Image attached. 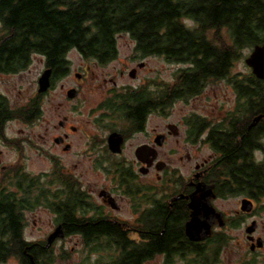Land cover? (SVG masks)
I'll return each instance as SVG.
<instances>
[{
    "label": "flooded vegetation",
    "instance_id": "obj_1",
    "mask_svg": "<svg viewBox=\"0 0 264 264\" xmlns=\"http://www.w3.org/2000/svg\"><path fill=\"white\" fill-rule=\"evenodd\" d=\"M115 39L117 51L112 59L80 54L84 62L81 72L74 74L81 84L66 90L67 95L69 89H76L77 98L92 86L103 89L89 110L98 129L91 126L96 130L85 132L87 165L64 162L62 154L74 150L71 135L77 133V126L59 114L61 132L47 141L60 148V154L46 152L52 159L49 172H29L26 145L41 146L14 123L33 127L42 117L45 93L36 91L18 104L0 90L12 109L38 98L42 101L39 115L5 119L0 129L1 145L17 151L16 158L6 162L0 148V190L14 193L21 201V229L27 243L25 260L10 259L20 264H264V222L259 219L264 216V181L258 190L247 185L249 169L264 170V113L254 107L249 110L248 104L260 94L262 85L248 84L249 73L254 75L248 66L249 72L239 67L243 53L229 61L222 75L201 77L188 62H169L162 54L141 55L131 38L132 52L124 62L134 66L112 77L90 63L100 68L119 59ZM153 59H160L162 65L149 68ZM167 63L176 66L168 70ZM143 69H149V74L138 85L118 84L115 78H135ZM71 71L69 65L56 81L51 72L48 90ZM135 91L143 99H133ZM254 111L259 113L254 115ZM250 175L257 179L254 171ZM201 190L208 196L213 221L209 233L199 238L201 231L189 235L188 223L192 195ZM42 211L49 213L46 235L29 240L24 233L30 217L38 226ZM194 226L204 231L206 225L200 221ZM165 229L178 234L174 243L152 250V243ZM57 231L62 237L48 246L49 236ZM87 233L92 235L87 237ZM62 239L67 246L56 261L53 249Z\"/></svg>",
    "mask_w": 264,
    "mask_h": 264
},
{
    "label": "trees",
    "instance_id": "obj_2",
    "mask_svg": "<svg viewBox=\"0 0 264 264\" xmlns=\"http://www.w3.org/2000/svg\"><path fill=\"white\" fill-rule=\"evenodd\" d=\"M124 33L141 55L162 54L169 62L192 64L201 77H218L243 48L264 43V0H0V74L20 72L40 55L56 81L69 69L70 50L109 60L117 51L116 36ZM251 76L248 84L260 83L262 91L248 101L249 110L264 113V80ZM143 97L132 94L135 100ZM41 102L12 109L0 96V129L5 119L39 115ZM263 181L264 170H248L249 189L262 188ZM20 203L14 193L0 190V264L26 259ZM177 236L165 229L152 250L168 247Z\"/></svg>",
    "mask_w": 264,
    "mask_h": 264
},
{
    "label": "rangeland",
    "instance_id": "obj_3",
    "mask_svg": "<svg viewBox=\"0 0 264 264\" xmlns=\"http://www.w3.org/2000/svg\"><path fill=\"white\" fill-rule=\"evenodd\" d=\"M223 37L227 39V36L223 35ZM117 40L120 50L119 59L111 62L108 65L100 66V68L96 63H90L92 67L97 68L99 72L107 73V75L112 77H114L113 75L119 72L121 69H129L134 66V63H130V65H127V63L124 62V57L130 55L134 44L130 35H127L125 33L119 34L117 35ZM252 48L253 46L243 48V57L239 63V67L242 70L247 69V72H249L250 69L247 67L248 65L244 63L243 59L245 56H248L250 54ZM68 58L71 62V74L66 77V79H62L60 83L57 82L54 88L45 92L43 98L42 117L36 122L33 127H23L21 125H17L18 123H14L16 129H18L19 127L24 128V133L31 137L36 144L38 143L41 146V148H38V146L34 147L33 145L28 143L26 145L25 164L28 171L32 174H38L43 171L49 172L51 170L52 159L48 156V154H46L47 151H50L53 154L56 153L57 155L60 154L61 149L58 147H52L50 145L51 142L49 140L47 141V139H49L52 134L55 135L56 133L61 132L58 126L57 119L59 114L67 115L69 117L71 125L77 126V133L71 135V139L75 144L74 150L69 154H62L64 162L66 163V165H72L74 163L87 165V155H85L86 150L84 149L86 141L85 132L88 130H96L94 128L98 129L97 125L94 124V117L89 115V110L94 105H96V102L101 98L103 89L92 86L93 88H86L87 90L84 91L83 94H80L79 97L68 100V97L66 95L67 88L71 86H78L81 84L75 77L74 73L81 72L80 66L84 62L80 53L75 49H72L69 52ZM161 65L162 64L160 59H153L149 61L148 67H160ZM175 66L176 64L167 63L168 70L174 69ZM44 68L45 62L43 57H41L40 55H34L31 64L25 70H22L16 74H0V90L6 93L12 103H22L25 101L27 95H33L34 93H36L38 89V80L42 75ZM148 74L149 69H143L138 73L137 77L135 76V78H131L129 75L124 77H117L116 75L115 78H117L118 84L130 83L133 85H138ZM61 85H65V88L61 89ZM91 126L94 128H91ZM40 135H42L43 138H41ZM0 148L5 152L4 158L6 162L16 158L17 151L13 147H3L0 142ZM206 153L207 150L204 151V154ZM82 168H84L83 165L82 167H80V169ZM91 179L95 180V176L93 175ZM259 219L264 222V216H260ZM37 222L38 226L32 224L33 220L31 215L30 225L24 233L27 239L40 240L46 235L45 231L47 230L45 229H48L46 227L50 225L49 213L47 211L40 212L37 216ZM41 225L43 228L41 227ZM64 246H67L64 239L58 241L55 244L53 253L56 257V261H59L58 259H61V255H59V253L62 254ZM75 257H77V254L75 255ZM94 257L95 254H93V258ZM3 264H20V261L17 259H9Z\"/></svg>",
    "mask_w": 264,
    "mask_h": 264
},
{
    "label": "water",
    "instance_id": "obj_4",
    "mask_svg": "<svg viewBox=\"0 0 264 264\" xmlns=\"http://www.w3.org/2000/svg\"><path fill=\"white\" fill-rule=\"evenodd\" d=\"M246 64L251 68L253 75L261 80H264V43L263 44H256L253 46L250 54L245 58ZM51 72L52 70L50 68H47L43 71L42 75L40 76L38 80V93H45L51 86ZM77 94L76 89L71 88L67 92V96L69 98H74ZM260 116L256 117L252 124H255ZM204 186V185H202ZM207 188V187H203ZM198 194L204 195V197H199ZM191 208L193 209V212L191 214V221L188 223V233L189 235H192L198 231H201L199 233H202L200 236L197 237L202 238L206 234L209 233L208 226L210 223H212L213 219L209 216L211 214L210 204L208 203V196L206 194V191L201 190L200 192H196L192 195V202L190 203ZM211 219V220H210ZM204 221L205 227L204 231L203 227L197 229L195 228L194 224ZM254 224L250 226L249 231L253 230ZM62 237V234L57 231L53 234H51L48 238L47 245L50 246L51 243L54 241L55 238ZM32 258V256H31Z\"/></svg>",
    "mask_w": 264,
    "mask_h": 264
}]
</instances>
